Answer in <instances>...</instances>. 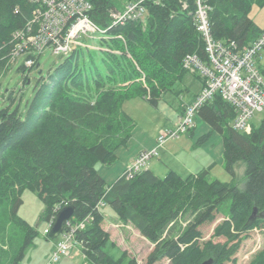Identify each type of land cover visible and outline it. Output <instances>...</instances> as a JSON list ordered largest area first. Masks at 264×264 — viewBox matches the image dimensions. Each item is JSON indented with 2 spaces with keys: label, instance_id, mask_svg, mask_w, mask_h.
Returning <instances> with one entry per match:
<instances>
[{
  "label": "trees",
  "instance_id": "obj_1",
  "mask_svg": "<svg viewBox=\"0 0 264 264\" xmlns=\"http://www.w3.org/2000/svg\"><path fill=\"white\" fill-rule=\"evenodd\" d=\"M90 1V16L108 28L99 40L101 50L75 48L36 88L25 114L20 107L0 109V205L7 203L10 222L22 232L5 264H23L38 235L19 214L27 189L43 199L47 220L65 202L76 206L75 221L90 215L86 228L77 234L88 264H140L110 239L103 226L105 208L155 243L146 264L165 257L171 264H202L209 258L213 264H236L248 232L259 228L264 235V118L250 132L235 129L231 122L237 110L221 94L196 111L195 118L211 126L196 143L204 144L220 133L226 169L235 174V164L246 162L242 186L234 178L212 179L216 162L187 175L170 169L160 176L147 168L131 178L123 173L108 183L98 165L117 160V149L127 145L137 125L124 103L141 97L158 107L166 93L181 95L180 85L188 71L184 58L191 53L206 58V52L196 25L197 0H148L144 20L114 25L110 10L133 0L121 6L114 0ZM205 1L211 6L209 22L215 38L235 40L243 47L264 31L250 16L252 8L263 6L264 0ZM34 8L30 0H0V75L12 65L14 31L27 23ZM27 70L24 64L20 67L25 83ZM20 95L12 90L8 98L15 102ZM185 108L186 103L183 113ZM101 199L106 205L97 208ZM184 213L191 216L186 228L176 236H164ZM219 214L224 219L215 227L213 238L226 240L202 241L201 227L214 223ZM246 264H264V247Z\"/></svg>",
  "mask_w": 264,
  "mask_h": 264
},
{
  "label": "rangeland",
  "instance_id": "obj_2",
  "mask_svg": "<svg viewBox=\"0 0 264 264\" xmlns=\"http://www.w3.org/2000/svg\"><path fill=\"white\" fill-rule=\"evenodd\" d=\"M114 1L116 6H121L126 0ZM122 7H124V5ZM122 7H117V9H122ZM250 16L255 19L260 26L264 25V5H255L250 12ZM101 38L102 36H81L77 40L78 43L76 48L101 50L102 47L99 43ZM70 53L71 52L54 53L52 48H47L41 52L33 68L28 67L26 71L29 78L26 83L24 82L26 76L20 71V67L25 63L28 54L27 52L20 54L18 58L13 61L10 69L7 70L5 74L0 75V109L3 107H9L10 109L20 107L21 112L25 114L28 102L32 100L36 88L48 81L50 72ZM202 84L203 81L200 76L187 71L180 85L184 89L183 93L181 95H177L173 92L166 93L161 98L158 107L141 97L128 99L124 103V108L137 122L132 135L134 131L139 132L141 129H144V131L155 137L158 136L164 128L173 127L181 117L180 114L182 115L183 113V105L186 103L187 106L197 98L202 90ZM12 90L21 94V100L20 96L15 102H12L8 98V94ZM192 99L194 100L192 101ZM188 100L192 102L188 103ZM263 118L264 111H258L253 116L251 122L254 126H258ZM176 119L177 121L175 122ZM201 124V120L198 117L195 118L194 126L187 133L182 134L179 138L169 140L163 147L159 148L158 155L150 160L149 165H152L153 170L160 176H164L169 168L176 169L183 175H187L188 173H194L208 167L212 162H216V165L210 173L212 179L230 181L234 178L242 186L244 183L246 162L240 161L235 164V174L229 172L223 161V144L220 134H213L206 144L196 143L195 134L203 133H201ZM193 129L195 134H193ZM103 165L102 163L98 165L100 173ZM105 175L106 177H112L114 171L112 170ZM22 197L23 203L19 209V214L27 219L38 231L34 244L29 247L26 252L23 264H44L50 258L61 236L54 239L47 237L50 227L48 220L44 218L46 205L43 199L36 192L28 189L23 192ZM8 210L7 203L2 202L0 205V264H5V260L9 262L11 256L8 255L13 253V250L17 246L16 244H19L22 238V232H19L13 223L10 222ZM105 211L107 215L103 222V226L105 230L110 233V239L115 243L116 247L127 250L140 264H146L150 253L155 248V243L142 235L134 225L125 223L116 217V213L112 209L105 208ZM223 219L224 216L219 214V217L214 223H206L201 227L203 232L202 241L213 238L215 227ZM190 220V214L184 213L178 220L169 226L164 236H176L186 228ZM213 240L225 241L226 239L223 237H214ZM263 247V233H261L259 228L252 229L248 232L247 237H244L241 248L237 253L238 260L236 264H246L255 252ZM57 264L88 263L86 262V258L83 257L81 248L77 245L72 250L70 256L62 257ZM154 264L171 263L170 260L165 257Z\"/></svg>",
  "mask_w": 264,
  "mask_h": 264
},
{
  "label": "built area",
  "instance_id": "obj_3",
  "mask_svg": "<svg viewBox=\"0 0 264 264\" xmlns=\"http://www.w3.org/2000/svg\"><path fill=\"white\" fill-rule=\"evenodd\" d=\"M30 1L35 8L27 23L14 31L10 63L27 52L24 65L31 68L38 61L40 53L47 48H52L58 54L72 52L81 36H105L108 32V28L100 26L90 16L93 9L90 0ZM147 1H128L123 9L110 10L112 25L128 19L144 20ZM210 9L211 6L205 0H197L196 25L204 38L206 58L191 53L183 61L184 68L205 79L204 86L197 98L186 106L178 122L173 127L161 130L153 147L137 153L124 171L128 178L149 168L150 160L158 155L159 148L169 140L187 133L195 124L197 108L216 94H221L236 108L237 115L231 124L239 131L250 132L253 116L258 111H264V73L257 66L256 60L264 50V31L251 44L243 47L235 40L225 42L217 39L210 27ZM70 204L65 202V205L54 208V214L48 220L50 229L59 210ZM105 205L106 202L101 199L96 206L101 208ZM89 220L90 215L79 221H75L73 217L67 220L60 240L44 264H57L62 257L70 256L77 245L80 247L77 234L86 228ZM82 253L86 258V254Z\"/></svg>",
  "mask_w": 264,
  "mask_h": 264
},
{
  "label": "crops",
  "instance_id": "obj_4",
  "mask_svg": "<svg viewBox=\"0 0 264 264\" xmlns=\"http://www.w3.org/2000/svg\"><path fill=\"white\" fill-rule=\"evenodd\" d=\"M261 26L264 27V25H261ZM256 60H257V66L264 73V50H262L260 52V54L257 56ZM203 86H204V82L202 84V88H203ZM193 100L194 99H192V101ZM192 101L188 100L187 102L189 103V102H192ZM180 116H181V114H180ZM198 118L201 120V123H202L201 124L202 125L201 126L202 127L201 133L202 132L203 133L196 135L195 131L193 129L194 132L193 131L192 132H193V134H195L196 140H198V138L200 136H202L203 134L207 133L211 129V126L208 123L203 121L200 117H198ZM176 121H177V119L175 120V122ZM215 133H218V132H215ZM218 134H220V133H218ZM220 136H221V139H222L223 152H224V141H223V138H222L221 134H220ZM157 138H158V136L153 137L148 132L144 131V129H141L139 132L134 131V133H133L132 137L130 138L129 142L127 143V145L120 146L117 149L116 152H117L118 158H117L116 162L113 165H105L104 164L101 167V173H100V171H99V173L106 179V181L108 183H113L116 179H118L121 175H123L124 170L132 162V160L137 155V153L140 152L143 149H148V148L153 147L156 144ZM206 143H204V144H206ZM149 168L153 170L152 165H150ZM170 169H173V168H169V170ZM112 170L114 171V175L112 177H106L105 174L109 173ZM105 171H106V173H105ZM166 173H165V175H166ZM191 173H193V172H191Z\"/></svg>",
  "mask_w": 264,
  "mask_h": 264
},
{
  "label": "water",
  "instance_id": "obj_5",
  "mask_svg": "<svg viewBox=\"0 0 264 264\" xmlns=\"http://www.w3.org/2000/svg\"><path fill=\"white\" fill-rule=\"evenodd\" d=\"M76 214V206L73 204L64 206L59 210L56 216V220L52 226V228L49 231V238L54 239L60 236V234L63 232L65 223L67 220H69L71 217H73ZM214 259L209 258L206 261H204L202 264H213Z\"/></svg>",
  "mask_w": 264,
  "mask_h": 264
}]
</instances>
